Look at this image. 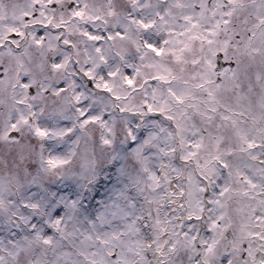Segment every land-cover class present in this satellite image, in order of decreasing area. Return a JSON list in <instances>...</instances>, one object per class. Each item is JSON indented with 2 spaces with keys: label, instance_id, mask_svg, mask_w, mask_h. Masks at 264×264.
Here are the masks:
<instances>
[{
  "label": "snow or ice",
  "instance_id": "1",
  "mask_svg": "<svg viewBox=\"0 0 264 264\" xmlns=\"http://www.w3.org/2000/svg\"><path fill=\"white\" fill-rule=\"evenodd\" d=\"M0 264H264V0H0Z\"/></svg>",
  "mask_w": 264,
  "mask_h": 264
}]
</instances>
